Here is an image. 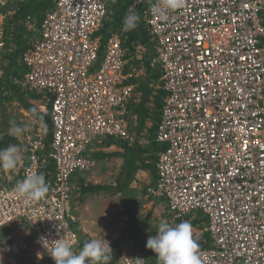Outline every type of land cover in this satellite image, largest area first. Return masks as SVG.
Masks as SVG:
<instances>
[{
	"label": "built area",
	"instance_id": "built-area-1",
	"mask_svg": "<svg viewBox=\"0 0 264 264\" xmlns=\"http://www.w3.org/2000/svg\"><path fill=\"white\" fill-rule=\"evenodd\" d=\"M23 0H0V59L11 53L7 29ZM105 0H55L22 57L26 72L14 84L52 102L48 155L55 172L44 170L45 125L30 139L22 171L43 174L46 199L25 203L0 183V230L25 219L46 257L54 241L80 245L73 213L77 172H91L88 152L95 140H128V105L137 96L136 75L127 72L128 49L113 34L100 59L107 17ZM153 43L151 66L162 71L166 91L156 142L158 181L149 188L165 198L175 219L202 212L211 247L201 264H264V0H185L182 10L161 19L144 13ZM137 51L146 48L140 45ZM141 58V59H142ZM20 180V181H21ZM2 246L0 264H20L28 236Z\"/></svg>",
	"mask_w": 264,
	"mask_h": 264
},
{
	"label": "rangeland",
	"instance_id": "rangeland-1",
	"mask_svg": "<svg viewBox=\"0 0 264 264\" xmlns=\"http://www.w3.org/2000/svg\"><path fill=\"white\" fill-rule=\"evenodd\" d=\"M15 27L16 22L15 20H12L9 29V38L11 40L13 38L12 34L15 31ZM24 37L36 39V35L33 36L32 33L28 35V33L25 32ZM11 42L13 44V41ZM152 54L153 50L147 47L144 58L152 56ZM141 58L142 52L137 50H133L131 52L128 69L130 72L134 73L136 77H139L137 74L141 73L140 70L142 67L136 68L134 60H139ZM18 62L22 64V57L18 59ZM9 64L10 59L4 57L0 59V66L3 68L8 67ZM3 73L4 72L0 70V77H2ZM138 84H140L139 81ZM139 93L140 92H138L135 97L136 101L140 99ZM27 99L36 105L38 111L49 115L50 101L48 98L42 97L40 100L33 102L32 98H30V94H28ZM153 105L154 103L149 104L150 108H152L151 114L154 116L155 111H153ZM26 114L28 113L18 101L7 102L0 99V133H7L10 121H15L17 124L26 123L33 127L34 121L32 122L29 114ZM4 121L7 122L8 127H6ZM128 121L131 126L130 133L132 139L130 140V143H132L137 136L134 134V125L136 121L132 115H129ZM153 126L154 121L152 119L151 121L148 120L146 131H149L150 127L152 128ZM145 142L146 139H142V143L146 144ZM96 161L97 165L91 172L80 173V171H77L73 175L72 181H74V179L78 176L84 177L85 184H116L119 173L124 165V160L121 157H113L108 159H96ZM23 169L22 165H18L14 171L0 170V183L6 186L12 185V182L22 175ZM75 184L76 187H74L73 200L74 214L81 220L80 225L82 227L81 231L83 242L85 243L92 239H105L110 248L112 246H117L122 252L121 258L117 260V264H156V254L151 250L146 249L148 237L156 233L157 225L161 220H164L172 225L185 221V219L177 221V219L174 218L168 208L166 199L155 198L151 195L149 187L154 188L155 184H153V176L150 171H139L137 173L136 180L130 187L131 189H134L136 193L128 192L121 194L109 191L85 195L82 200L80 186L78 183ZM130 212L136 216V220L133 223L129 219L131 215ZM194 218L195 215L186 219V221L191 223L194 235L197 237L202 235L204 232L207 233L206 226H204V228H200L194 224V221L197 219ZM131 223L132 228L130 227ZM136 228H138V233H136ZM30 232L31 225L25 219L7 225L0 230V250L2 246L7 243L15 241L21 236L29 235ZM139 241H142V243ZM28 243L29 250L20 257V264H51L38 243L37 238L29 235ZM79 248L78 251L81 250ZM112 254L113 259L111 264H114L113 260H116L117 253L114 252Z\"/></svg>",
	"mask_w": 264,
	"mask_h": 264
},
{
	"label": "trees",
	"instance_id": "trees-1",
	"mask_svg": "<svg viewBox=\"0 0 264 264\" xmlns=\"http://www.w3.org/2000/svg\"><path fill=\"white\" fill-rule=\"evenodd\" d=\"M105 2L107 4L108 10L107 17L104 21L103 28L96 34V37H100V59H102L104 55V49L109 38L115 33L122 34L123 47L127 48L129 51L127 55L128 60H130L131 58V52L133 50H136L140 45L146 48L148 47L153 49L151 35L144 20V13L150 9V0H105ZM54 6L55 0H23L16 4L17 11L13 17V20H15L16 22V27L15 31L12 34V40L10 38L8 40L9 45L12 44L11 41H13L15 51L13 53H7L4 55V58L10 59V64L8 65V67L3 68L2 66H0V70L4 72L2 77H0V99L7 102L18 101L28 113L32 114L39 122L45 124L46 126L45 131L47 139L45 143V149L43 151V159H46L44 170L46 172H50L51 174L55 172V166L53 162L48 159V155L51 150L50 148L53 135V123L50 113L49 115H47L38 111L37 107L27 99L28 94H30V98H32V100H40L42 98V95L23 92L18 86L14 84V79L22 78L24 76L26 68L23 64H20L18 62V59L23 57L24 53L30 47L29 43L33 41V39H30L29 37H24L25 32L28 33V35L31 34L24 27V20L28 16H32L36 19L37 26L40 27L46 12L53 10ZM130 7L140 13L141 19L135 30L124 31L123 17L125 16L127 10ZM9 29L10 25L7 29L8 37L10 35ZM153 54L152 56L147 55L149 57L134 60L135 67L139 68L141 67V65H144L146 72L145 79H141L142 81H139L140 84L138 85L139 90L142 92V99L140 104H138L137 106H135L136 104H131L128 107V110L135 108V114L137 116L138 122L137 131L139 134L146 125L147 119H152L154 121V126L150 129L149 137L151 139V142L148 146L145 147L139 143L138 139H136L133 145H129L128 141L110 138V144L119 145L121 148L124 149V153H122V156L124 158V165L117 178L116 184H85L84 177H80L78 178V184L80 186L82 200L84 199L85 195L109 191L121 194H125L128 192L136 193V191L134 189H131L130 187L131 184L136 180V175L139 171L150 170L153 175V184H156L158 181L156 161L158 159V153L163 151L166 148V145H161L156 142V131L158 128V123H160L161 121V110L163 106V99L165 97V91L158 90L151 85L152 82L158 83L162 76V71L159 66H151V62L154 58ZM126 71H130L128 67ZM132 82L138 84V81L136 79H132ZM155 91L158 93V96H155L154 99L155 114L154 116H151V109L147 106V104L151 102L152 95ZM49 109H52V102H50ZM39 117H43V119L41 120L39 119ZM10 144H17V140L7 134H5L3 137H0V149L8 147ZM117 155L121 156V154L119 153H111L104 154L103 157H114ZM130 213L131 215L129 219L133 223L136 220V216L132 214V212ZM193 215H195V218H197L194 221V224L197 225V227L204 228V226H207L208 218L204 216L202 212H196L194 214L184 217L183 219L186 220L187 218H191ZM183 219H177V221ZM132 223L130 226L131 228ZM138 228H136V233H138ZM79 237L80 248H78L81 249L84 244L81 232H79ZM194 237L197 239L200 249L211 247L210 235L208 233L204 232L202 235L197 237L194 235ZM139 242L142 243V241ZM78 248L75 250L76 252H78ZM111 250L112 253H117L116 260H113V263L117 264V260L121 258L122 252L117 246H112Z\"/></svg>",
	"mask_w": 264,
	"mask_h": 264
},
{
	"label": "clouds",
	"instance_id": "clouds-1",
	"mask_svg": "<svg viewBox=\"0 0 264 264\" xmlns=\"http://www.w3.org/2000/svg\"><path fill=\"white\" fill-rule=\"evenodd\" d=\"M184 5L185 0H150V11L164 19L168 13L182 10ZM140 19V13L130 7L123 17V30H135ZM39 119L42 120L43 117ZM26 131L25 126L15 121L9 122L8 135L19 137ZM22 158L23 149L19 145L10 144L0 149V170L14 171ZM49 190V184L43 174H29L12 189L25 203L46 199ZM108 245L105 239H92L85 242L81 250L76 252L73 245L59 239L54 241L50 256L55 264H111L113 254ZM146 248L156 254L157 264H201L199 243L194 237L191 223L186 220L175 225L161 220L156 233L148 237Z\"/></svg>",
	"mask_w": 264,
	"mask_h": 264
},
{
	"label": "crops",
	"instance_id": "crops-1",
	"mask_svg": "<svg viewBox=\"0 0 264 264\" xmlns=\"http://www.w3.org/2000/svg\"><path fill=\"white\" fill-rule=\"evenodd\" d=\"M13 47V50H12V52L11 53H13L14 51H15V47H14V45H12ZM146 48V47H145ZM153 50V49H152ZM153 53H154V51H153ZM154 55V54H153ZM143 58H144V56H143ZM23 64V63H22ZM129 65V64H128ZM141 67H142V69L140 70V72L141 73H138L137 75L139 76V77H136V78H134V79H136V80H138V81H142L141 79H145V72H146V69H145V67H144V65H141ZM155 67H157V66H155ZM145 71V72H144ZM130 72V71H129ZM144 81V80H143ZM138 83V82H137ZM139 84H137V93L138 92H140L139 93V97H140V99L138 100V101H136V99L134 100V101H132L129 105H131V104H136L135 106H137L138 104H140V102H141V99H142V92L139 90V86H138ZM151 85L153 86V87H155L156 89H158V90H163V91H165L164 90V88H163V84L160 82V80H159V82L158 83H154V82H152L151 83ZM17 86V85H16ZM19 87V86H18ZM23 92H26V93H30V92H28V91H26V90H24V89H22L21 87H19ZM155 96H158V93L155 91L154 93H153V95H152V100H151V102L149 103V104H153L154 103V110H155V102H154V99H155ZM42 97H45V96H42ZM165 97H166V91H165ZM165 97H164V99H165ZM164 99H163V105H164ZM34 101H38V100H33V102ZM33 104V103H32ZM149 104H147V106L150 108V106H149ZM129 105H128V107H129ZM36 106V105H35ZM128 107H127V109H128ZM162 108H163V106H162ZM151 109V112H152V108H150ZM153 110V111H154ZM27 112V111H26ZM28 113V112H27ZM132 113H134V114H132ZM29 114V116L31 117V119H32V122L34 121V124H33V127H31V126H29L28 124H20V125H25V127L27 128V131L23 134V135H21V137L19 136V137H16V136H12V135H10L11 137H14L16 140H17V144L16 145H19V146H21L22 147V149H23V158H22V160L20 161V163H19V166H21L22 165V167H24V165L27 163V161H28V152H27V149H28V146H29V142H30V139L33 137V136H35V134H36V132H37V130H38V128L41 126V125H45V124H43V123H41V122H39L32 114H30V113H28ZM28 114H26V115H28ZM129 115H132V117L133 118H135V121H136V123H135V127H134V131H135V135H137L136 137H135V139L132 141V143H130V140L132 139L131 138V133H130V138L128 139V140H125V141H128V143H129V145H133L134 144V142L136 141V139H138L139 140V143L141 144V145H143V146H148L149 144H150V142H151V139H150V129H151V127H150V129H149V131H146V129H147V121L148 120H150L151 121V119H147L146 120V125L144 126V128H143V130L141 131V133L139 134L138 133V131H137V125H138V122H137V116H136V114H135V108H132V109H130V110H128V114H127V118L129 119ZM151 116H153L152 114H151ZM161 118H162V110H161ZM7 120V119H6ZM4 123H5V125H6V127H8V124H7V122H5L4 121ZM129 124H130V122H129ZM159 124V123H158ZM45 129H46V126H45ZM130 132H131V126H130ZM146 132V133H145ZM45 133H46V131H45ZM5 134H7V133H4V132H2V133H0V137H3ZM145 134H147V135H145ZM149 134V135H148ZM8 135V134H7ZM142 139H146V144H143L142 143ZM110 142H111V139L110 138H104V139H101V140H95L91 145H90V147H89V149H88V152L87 153H89L90 155H91V157L93 158V159H95V161H96V159H104V158H106V159H108V158H113V157H103V155L104 154H111V153H119V154H121V156L119 155H117V156H114V157H118V158H122L123 160H124V158H123V156H122V153H124V149L123 148H121L119 145H116V144H110ZM43 153V152H42ZM101 161V160H100ZM99 163V162H98ZM96 165H97V161H96ZM150 171V170H149ZM151 172V171H150ZM120 174V173H119ZM152 174V173H151ZM82 176V175H81ZM153 176V175H152ZM21 178H22V175H20L19 176V178L18 179H16V180H14L12 183L14 184V183H17L18 181H20L21 180ZM78 178H80V177H76L75 179H74V181H73V185H74V187H76V184L75 183H78ZM12 184V185H13ZM115 185V184H114ZM148 189V188H147ZM74 198V197H73ZM74 200V199H73ZM86 200V199H85ZM73 213H74V203H73ZM75 215V214H74ZM76 216V215H75ZM76 218H77V221H78V228H79V232H81L82 233V227H81V225H80V222H81V220H80V218H78L77 216H76Z\"/></svg>",
	"mask_w": 264,
	"mask_h": 264
}]
</instances>
